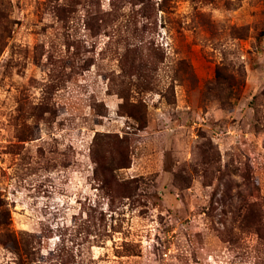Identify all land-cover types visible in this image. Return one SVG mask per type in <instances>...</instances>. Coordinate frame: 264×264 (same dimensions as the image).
<instances>
[{"label": "rangeland", "instance_id": "374dc122", "mask_svg": "<svg viewBox=\"0 0 264 264\" xmlns=\"http://www.w3.org/2000/svg\"><path fill=\"white\" fill-rule=\"evenodd\" d=\"M0 264H264V0H0Z\"/></svg>", "mask_w": 264, "mask_h": 264}, {"label": "trees", "instance_id": "16d2710c", "mask_svg": "<svg viewBox=\"0 0 264 264\" xmlns=\"http://www.w3.org/2000/svg\"><path fill=\"white\" fill-rule=\"evenodd\" d=\"M120 95H122V97L126 100L127 98L125 97V94L123 93V92H120ZM122 107L124 106V105H121ZM128 113H130V115L132 116V117H134L135 119H137V120H140L141 119V117H140V115H138L136 112H128Z\"/></svg>", "mask_w": 264, "mask_h": 264}]
</instances>
